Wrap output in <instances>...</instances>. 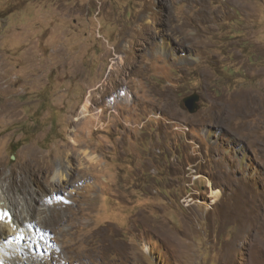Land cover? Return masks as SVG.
<instances>
[{"label": "rangeland", "instance_id": "374dc122", "mask_svg": "<svg viewBox=\"0 0 264 264\" xmlns=\"http://www.w3.org/2000/svg\"><path fill=\"white\" fill-rule=\"evenodd\" d=\"M2 172L16 264H264V0H0Z\"/></svg>", "mask_w": 264, "mask_h": 264}, {"label": "bare ground", "instance_id": "6f19581e", "mask_svg": "<svg viewBox=\"0 0 264 264\" xmlns=\"http://www.w3.org/2000/svg\"><path fill=\"white\" fill-rule=\"evenodd\" d=\"M20 177H21V174H16L13 172H10L9 174L3 173V172L0 173V180L5 182V189H2V188L0 189L1 190L0 191V209H3V208L8 209L6 207L9 205L7 203L10 201L11 203H13L12 211H14V216H15L13 217V214L11 213L10 221H6L5 218H0V247L1 246L6 247V249H4L6 255L0 253V264L18 263L19 260L18 259L14 260L13 258H14V254H20V253H22L23 255L26 254L30 256V259L32 260H38L40 255H38L37 253L36 254L33 253L32 249H35L37 247L39 249H42L44 242H47L49 240H52V241L54 240L53 238L50 239L48 237L50 235L51 237L53 236L54 230L40 227L36 221H32V219L29 218L30 216H32L31 211L35 213V211L40 208V207H37L39 206L38 205L39 203L37 202L36 204V202L34 201V196L36 195V193L32 194L34 195L33 198H32V195L29 193V191L27 192L29 193L28 194L29 196L27 195L18 196L17 195V197H14L15 196L14 191L20 188L18 184H22L21 185L22 189H24L23 188L24 185L28 184L27 182L23 183ZM47 184L49 185V183ZM215 196H217L216 192H215ZM12 198L15 199V202ZM19 205H20V209H18ZM42 205L49 206V207H55V208L63 206L57 201L55 197H52L46 201L45 199L44 200L42 199L41 206ZM22 260H24V258Z\"/></svg>", "mask_w": 264, "mask_h": 264}, {"label": "water", "instance_id": "95a60500", "mask_svg": "<svg viewBox=\"0 0 264 264\" xmlns=\"http://www.w3.org/2000/svg\"><path fill=\"white\" fill-rule=\"evenodd\" d=\"M198 101L199 96L196 93H192L187 97L183 98L184 107L189 113H194L197 110Z\"/></svg>", "mask_w": 264, "mask_h": 264}, {"label": "clouds", "instance_id": "9594fccd", "mask_svg": "<svg viewBox=\"0 0 264 264\" xmlns=\"http://www.w3.org/2000/svg\"><path fill=\"white\" fill-rule=\"evenodd\" d=\"M10 215H11V212L8 209H5V208L0 209V218H5L6 221H10L11 220ZM4 249H6V247H3V246L0 247L1 254H5Z\"/></svg>", "mask_w": 264, "mask_h": 264}, {"label": "trees", "instance_id": "16d2710c", "mask_svg": "<svg viewBox=\"0 0 264 264\" xmlns=\"http://www.w3.org/2000/svg\"><path fill=\"white\" fill-rule=\"evenodd\" d=\"M136 179H139V177L138 178H134V180H136Z\"/></svg>", "mask_w": 264, "mask_h": 264}]
</instances>
